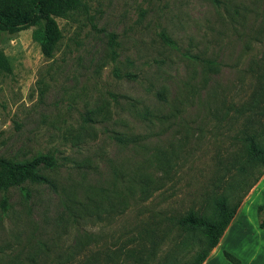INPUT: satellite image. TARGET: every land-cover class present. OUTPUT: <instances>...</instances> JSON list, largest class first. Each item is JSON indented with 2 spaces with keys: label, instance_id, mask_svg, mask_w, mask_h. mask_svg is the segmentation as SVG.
<instances>
[{
  "label": "rangeland",
  "instance_id": "obj_1",
  "mask_svg": "<svg viewBox=\"0 0 264 264\" xmlns=\"http://www.w3.org/2000/svg\"><path fill=\"white\" fill-rule=\"evenodd\" d=\"M87 3L56 18L52 59L37 27L0 31V158L56 161L37 171L49 183L0 191V264L188 259L197 243L184 254L172 220L205 214L232 182L238 212L264 174L242 142L264 130V111L249 112L264 85V0ZM92 200L100 215L81 214Z\"/></svg>",
  "mask_w": 264,
  "mask_h": 264
},
{
  "label": "trees",
  "instance_id": "obj_2",
  "mask_svg": "<svg viewBox=\"0 0 264 264\" xmlns=\"http://www.w3.org/2000/svg\"><path fill=\"white\" fill-rule=\"evenodd\" d=\"M88 0H0V31L16 33L37 27L35 39L39 43L40 52L46 59H52L57 45L62 38L56 18H68L71 15L88 10ZM0 71L9 72L6 58L0 53ZM252 101L249 112L263 115L264 111V85L251 96ZM260 105L261 108H260ZM260 108V111L258 109ZM261 112V113H260ZM264 134L252 133L242 138L244 143L245 162L251 166H261L264 171V140L259 142L257 137ZM119 142L125 141L117 138ZM55 159L50 155H40L25 162H12L0 158V191H7L17 187L25 181L35 183L49 181L38 175L40 168H54ZM241 175L247 174L245 167H238ZM258 180L254 183H257ZM240 184V183H237ZM237 184L233 182L226 188V193L212 200L205 214L189 211L173 221L177 229L185 234V239L180 243L181 250L189 251L190 242L197 243V249L188 259L176 260L174 264H203L211 251L218 245L225 230L233 220L241 201L231 205L237 192ZM252 185V187L254 186ZM251 189V188H250ZM103 192L102 189L98 190ZM141 192H146L141 189ZM92 205H81L80 213L100 215L101 207L91 201ZM6 204L3 201V207ZM79 213V214H80ZM258 226L264 230V202L257 208ZM185 254V253H184ZM183 257V255H182ZM181 257V258H182ZM224 257L231 264H240L231 254L224 252Z\"/></svg>",
  "mask_w": 264,
  "mask_h": 264
},
{
  "label": "crops",
  "instance_id": "obj_3",
  "mask_svg": "<svg viewBox=\"0 0 264 264\" xmlns=\"http://www.w3.org/2000/svg\"><path fill=\"white\" fill-rule=\"evenodd\" d=\"M261 195L264 202V174L203 264H231L224 252L231 254L240 264H264V230L258 226V220L250 216V209L255 207V200Z\"/></svg>",
  "mask_w": 264,
  "mask_h": 264
}]
</instances>
